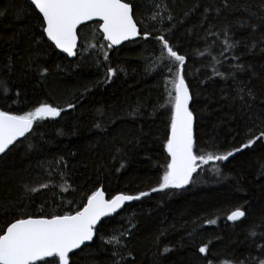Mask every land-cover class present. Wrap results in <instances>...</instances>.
Instances as JSON below:
<instances>
[{
  "label": "trees",
  "instance_id": "obj_1",
  "mask_svg": "<svg viewBox=\"0 0 264 264\" xmlns=\"http://www.w3.org/2000/svg\"><path fill=\"white\" fill-rule=\"evenodd\" d=\"M133 5L140 38L108 48L99 22H91L80 28L71 59L42 35L29 1L0 0V81L8 88L0 87V110L22 115L41 103L64 109L37 120L0 154V229L17 217L75 213L100 187L111 197L146 192L104 218L95 240L70 254L73 264H254L264 259V141L227 161L200 163L186 187L152 191L170 163L173 87L156 37L164 35L186 57L198 154H222L241 147L264 120V0ZM225 28L229 42H239L233 49L224 47ZM109 68L115 75H107ZM244 85L256 95L250 107L237 98ZM236 208L246 215L230 222ZM204 243L207 255L198 251Z\"/></svg>",
  "mask_w": 264,
  "mask_h": 264
},
{
  "label": "snow or ice",
  "instance_id": "obj_2",
  "mask_svg": "<svg viewBox=\"0 0 264 264\" xmlns=\"http://www.w3.org/2000/svg\"><path fill=\"white\" fill-rule=\"evenodd\" d=\"M30 3L41 16L42 35H46L48 40L54 42L56 48L69 56L77 55L78 27L89 21L98 20L97 30L102 33L103 39L109 42L108 48L142 35L141 28L138 27L135 19L133 0H30ZM227 6V0H225V7ZM168 19L171 17L169 16ZM223 31L225 49L235 48L239 42L230 43L229 29L225 28ZM149 35L145 31L143 38L146 39ZM156 39L161 45V64L173 76L170 81L173 87L172 91L168 92L167 101V105L171 106L170 135L166 144L170 163L166 165L159 187L153 188V192L183 188L192 182L193 173L197 171L200 163L227 161L236 153L250 149L257 141H264V120H261L258 125L249 129L247 133L249 138L241 147L222 154H198V145L193 132L195 116L189 106L193 95L184 74L186 57L174 50L175 46L170 44L164 35H159ZM90 46L95 47V45ZM104 59L107 60L106 54ZM165 59L169 60L168 64L164 63ZM169 64L174 66V73L173 67ZM243 68V65L235 66L238 71H242ZM42 72H47V69H42ZM115 73L116 69L109 68L107 71L108 76L115 75ZM0 87H3L5 93L8 91L6 81H0ZM237 98L243 105L250 107L248 98L255 102L256 95L251 88L244 85L238 89ZM69 107L73 105L70 104ZM63 110L49 103H41L33 111L22 115L0 110V153H5L6 149L19 137L29 132L37 120L59 117ZM138 111L139 109L135 110L132 115L137 114ZM96 127L100 128L101 125L97 124ZM255 128L261 129L258 135ZM41 187L47 188L48 186L42 185ZM27 190L36 192L40 189ZM147 195L146 192H141L138 196L120 193L112 196L111 199H106L105 192L97 189L86 197L87 202L82 210H76L74 214L17 217L14 222L7 224L5 229H0L2 232L0 234V264H38V262L73 264L70 254H73L74 250L81 249L85 242L93 240L102 217L116 213L125 202L139 200ZM245 215L246 213L241 208H236L227 216V219L237 221ZM208 223L214 224L216 221L209 219ZM250 234L257 235L255 232ZM261 250L264 252V246H261ZM164 251L167 252L169 249L165 248ZM198 251L207 255L208 243L199 246ZM46 258H51V260ZM208 264H211V261ZM221 264H232V262L226 260ZM254 264H264V259L255 261Z\"/></svg>",
  "mask_w": 264,
  "mask_h": 264
},
{
  "label": "water",
  "instance_id": "obj_3",
  "mask_svg": "<svg viewBox=\"0 0 264 264\" xmlns=\"http://www.w3.org/2000/svg\"><path fill=\"white\" fill-rule=\"evenodd\" d=\"M27 1H29L30 2V0H27ZM38 11V10H37ZM91 22H98V20H93V21H89V22H86L84 25H86V24H89V23H91ZM84 25H81V26H79L78 27V29H77V34H78V40H77V48H76V51H78V47H79V44H80V36H79V30H80V28L82 27V26H84ZM138 27H140L139 25H138ZM138 38H140V36H138V37H134V38H132V39H130V40H127V41H124V42H122L120 45H116V46H113L114 48H118V47H120L121 45H123L125 42H128V41H133V40H136V39H138ZM52 42V41H51ZM106 42H108V41H106ZM53 44H54V42H52ZM109 43V42H108ZM58 49V48H57ZM60 52H62L64 55H66V56H68L69 58H71V59H73V58H75L76 56H69L67 53H65V52H63L61 49H58ZM190 89V88H189ZM191 91V90H190ZM190 108H191V103H190ZM193 132H194V138H195V120H194V125H193ZM25 135H26V133H25ZM24 135V136H25ZM23 136V137H24ZM23 137H19L17 140H19V139H21V138H23ZM16 140V141H17ZM15 141V142H16ZM1 154V153H0ZM194 174L195 173H193V177H194ZM193 177H192V179H193ZM190 184V183H189ZM188 184V185H189ZM188 185H185V186H188ZM184 186V187H185ZM100 189H102V188H100ZM103 190V189H102ZM120 194V193H119ZM105 198L106 199H109L108 198V196H107V194L105 193ZM131 201H128V202H125L124 203V205L120 208V209H118L117 210V212L116 213H112V214H110L109 216H106V217H102L101 218V221L104 219V218H110V217H113V216H115L116 214H118L122 209H124V207L128 204V203H130ZM82 210V209H81ZM242 210V209H241ZM244 211V210H243ZM245 212V211H244ZM231 214V213H230ZM229 214V215H230ZM244 217H242V218H240L239 220H237V221H231V220H229L230 222H238V221H240V220H242ZM101 221L98 223V225L97 226H99V224L101 223ZM94 239H95V236H94V238H93V240L92 241H89V242H85V245H82L81 247H83V246H86V245H88V244H90V243H92L93 241H94ZM74 251H77V250H74Z\"/></svg>",
  "mask_w": 264,
  "mask_h": 264
},
{
  "label": "flooded vegetation",
  "instance_id": "obj_4",
  "mask_svg": "<svg viewBox=\"0 0 264 264\" xmlns=\"http://www.w3.org/2000/svg\"><path fill=\"white\" fill-rule=\"evenodd\" d=\"M78 48H79V47H78ZM77 52H78V51H77ZM100 188H102V187H100ZM100 188H99V189H100ZM102 189H103V188H102ZM103 191H104V190H103ZM104 192H105V191H104ZM106 194H107V193H106ZM107 196H108V195H107ZM108 198L111 199L112 197H111V196H108ZM80 210H81V209H80ZM73 214H74V213H73ZM97 227H98V226H97ZM95 237H96V235H95ZM94 240H95V239H94ZM46 259H48V258H46Z\"/></svg>",
  "mask_w": 264,
  "mask_h": 264
},
{
  "label": "rangeland",
  "instance_id": "obj_5",
  "mask_svg": "<svg viewBox=\"0 0 264 264\" xmlns=\"http://www.w3.org/2000/svg\"><path fill=\"white\" fill-rule=\"evenodd\" d=\"M27 133H28V132H27ZM27 133H26V134H27ZM194 175H195V174H194ZM193 178H194V177H193ZM192 180H193V179H192ZM190 183H191V182H190ZM185 187H186V186H185ZM241 209H242V208H241ZM72 214H73V213H72Z\"/></svg>",
  "mask_w": 264,
  "mask_h": 264
},
{
  "label": "bare ground",
  "instance_id": "obj_6",
  "mask_svg": "<svg viewBox=\"0 0 264 264\" xmlns=\"http://www.w3.org/2000/svg\"><path fill=\"white\" fill-rule=\"evenodd\" d=\"M135 201V200H134ZM133 201H131L130 203H132ZM129 204V203H128Z\"/></svg>",
  "mask_w": 264,
  "mask_h": 264
}]
</instances>
